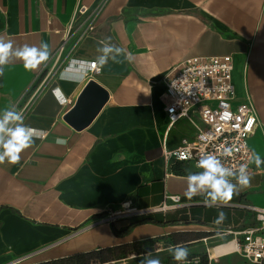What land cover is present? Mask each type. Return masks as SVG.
<instances>
[{"label":"crops","instance_id":"0c3cea01","mask_svg":"<svg viewBox=\"0 0 264 264\" xmlns=\"http://www.w3.org/2000/svg\"><path fill=\"white\" fill-rule=\"evenodd\" d=\"M90 24L94 29L82 36ZM0 36L14 46L43 41L50 49L37 71L14 59L0 76V111L15 108L26 125L45 133L19 163L0 165V264L26 256L43 263L174 234L173 246L206 237L220 244L229 238L224 231L257 224L251 207L264 208V164L227 204L206 207L203 196L185 195L188 172L200 169L168 166L162 148H176L194 129L187 120L169 126L162 77L192 56L232 55L233 81L243 91L237 100L248 97L259 119L250 146L264 159V0H0ZM109 38L132 59L121 54L120 62L110 59L101 73L86 76L100 41ZM92 79L108 100L77 130L65 116ZM169 196L184 206L174 208ZM123 206L151 212L100 221ZM219 212L226 219L217 225ZM147 216L164 223L125 233Z\"/></svg>","mask_w":264,"mask_h":264},{"label":"built area","instance_id":"2783aa9c","mask_svg":"<svg viewBox=\"0 0 264 264\" xmlns=\"http://www.w3.org/2000/svg\"><path fill=\"white\" fill-rule=\"evenodd\" d=\"M80 14L87 12L82 6ZM94 29L90 24L83 32ZM86 76L101 73L94 62L87 64ZM234 59L232 55L192 56L173 65L162 77L165 95L169 97L166 111L169 126L181 120L192 124L194 134L185 136L174 149L163 147V157L169 166L175 162H189L196 165L202 154L212 153L224 162L226 167L238 168L248 163L253 152L249 139L259 126L256 107L248 97L237 100L238 93L233 81ZM231 148L232 154L225 157L223 151ZM259 171L254 163L249 164V173ZM174 208L184 206L181 197L169 196ZM169 206L163 204L159 210ZM257 224L242 231L228 229L223 232L234 243L232 252L239 253L251 264H264V208L251 207ZM151 211L123 206L122 210H108L100 221L114 223L120 219L141 216ZM206 242L208 237L199 240ZM209 253V251H208ZM30 256L20 258L22 263ZM210 261H212L209 253ZM186 261L177 264H186ZM92 264H100L94 262Z\"/></svg>","mask_w":264,"mask_h":264},{"label":"clouds","instance_id":"9594fccd","mask_svg":"<svg viewBox=\"0 0 264 264\" xmlns=\"http://www.w3.org/2000/svg\"><path fill=\"white\" fill-rule=\"evenodd\" d=\"M100 45L97 49L100 54L94 62L97 68H102L110 59L120 62L117 57L121 54L126 60L132 59L131 52L125 53L122 48L111 44L110 38L100 41ZM49 57L50 49L46 42L42 41L39 46L28 44L14 46L12 39L6 40L0 36V76L4 75L5 66L14 59L21 61L26 71L35 72L49 60ZM44 136L43 130L26 125L23 113L15 108L10 107L0 111V165L19 163L21 154L32 147L35 139H43ZM59 142L63 143V141ZM232 151L231 148H225L223 155L230 156ZM250 163H254L259 169L264 164V159H261L260 155L253 151L248 157V163L241 164L234 169L226 167L221 158L215 154H202L195 165L200 171H189L187 174L185 195L189 199L197 195L203 196V204L206 207H214L218 203L227 204L234 194H238L242 188L250 186ZM225 219V213L219 212L214 223L219 225ZM169 252L177 262L186 261L189 255V250L179 244L170 246ZM148 257H151V253L145 254V259L141 261V264H161L158 258Z\"/></svg>","mask_w":264,"mask_h":264},{"label":"rangeland","instance_id":"374dc122","mask_svg":"<svg viewBox=\"0 0 264 264\" xmlns=\"http://www.w3.org/2000/svg\"><path fill=\"white\" fill-rule=\"evenodd\" d=\"M239 96L243 95V91L237 90ZM173 240L171 238H166V240H162L161 242H157L156 240H150L147 242L140 243V249L137 247L132 248L127 254L119 251L114 254L111 258L112 260L107 261L105 263L97 261L100 264H141V261L145 259L146 253H151V257L148 258H158L161 264H177L176 260H174L173 256L169 252V247L172 245ZM218 242L216 241H207L196 242L189 245H183L189 250L188 257L198 255L195 260L198 261L200 257L207 256L209 264V249L216 246ZM37 260L29 259L22 263L18 264H35ZM194 261V262H196ZM38 264V263H36ZM213 264H251L247 262L240 254L232 255V257H223L220 258L217 262H213Z\"/></svg>","mask_w":264,"mask_h":264},{"label":"trees","instance_id":"16d2710c","mask_svg":"<svg viewBox=\"0 0 264 264\" xmlns=\"http://www.w3.org/2000/svg\"><path fill=\"white\" fill-rule=\"evenodd\" d=\"M155 223V224H162L164 223L163 219L159 216H147L144 218H140L137 220H134L131 222L130 226L125 230V233L130 231L133 227L143 224V223ZM118 234H123L117 230H115ZM179 234L171 235L170 238L173 240V243L177 244L178 242ZM137 247L140 249V242H134L131 244H126L114 248H106L99 251H93L89 253H81L72 255L69 257L56 259L48 262L38 263V264H92L94 262L100 261V262H107L112 260L111 258L114 256L116 252H123L124 254H127L129 251L132 250V248ZM196 257H199L198 255H194L191 257H187L186 264H209L207 256L200 257L198 261L195 260ZM196 261V262H194Z\"/></svg>","mask_w":264,"mask_h":264},{"label":"water","instance_id":"95a60500","mask_svg":"<svg viewBox=\"0 0 264 264\" xmlns=\"http://www.w3.org/2000/svg\"><path fill=\"white\" fill-rule=\"evenodd\" d=\"M107 100V91L93 79L89 80L65 119L75 129L81 130L91 123Z\"/></svg>","mask_w":264,"mask_h":264},{"label":"bare ground","instance_id":"6f19581e","mask_svg":"<svg viewBox=\"0 0 264 264\" xmlns=\"http://www.w3.org/2000/svg\"><path fill=\"white\" fill-rule=\"evenodd\" d=\"M233 249H234V243L229 242L218 246H214L210 248L209 252L212 259H217L220 256L231 253Z\"/></svg>","mask_w":264,"mask_h":264}]
</instances>
